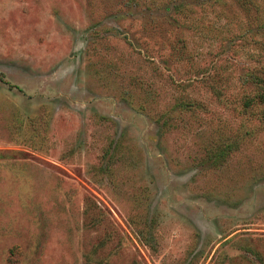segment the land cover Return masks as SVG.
<instances>
[{
    "label": "rangeland",
    "instance_id": "1",
    "mask_svg": "<svg viewBox=\"0 0 264 264\" xmlns=\"http://www.w3.org/2000/svg\"><path fill=\"white\" fill-rule=\"evenodd\" d=\"M264 0H0V264H264Z\"/></svg>",
    "mask_w": 264,
    "mask_h": 264
},
{
    "label": "trees",
    "instance_id": "2",
    "mask_svg": "<svg viewBox=\"0 0 264 264\" xmlns=\"http://www.w3.org/2000/svg\"><path fill=\"white\" fill-rule=\"evenodd\" d=\"M251 79L257 85V91L242 101V106L245 108L251 107L254 103L264 104V74L253 73Z\"/></svg>",
    "mask_w": 264,
    "mask_h": 264
}]
</instances>
